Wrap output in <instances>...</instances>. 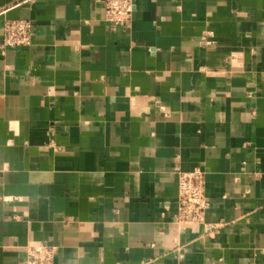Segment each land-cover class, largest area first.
Wrapping results in <instances>:
<instances>
[{
    "label": "crops",
    "instance_id": "1",
    "mask_svg": "<svg viewBox=\"0 0 264 264\" xmlns=\"http://www.w3.org/2000/svg\"><path fill=\"white\" fill-rule=\"evenodd\" d=\"M0 0V264H264V0ZM210 207L176 223L177 173Z\"/></svg>",
    "mask_w": 264,
    "mask_h": 264
},
{
    "label": "built area",
    "instance_id": "2",
    "mask_svg": "<svg viewBox=\"0 0 264 264\" xmlns=\"http://www.w3.org/2000/svg\"><path fill=\"white\" fill-rule=\"evenodd\" d=\"M104 20L111 27L128 26L135 9L133 0H102ZM2 50L30 46L32 23L26 19L7 20L3 25ZM176 223L201 222L210 207L205 174L200 170L177 173ZM54 250L48 246L33 249L26 264H52Z\"/></svg>",
    "mask_w": 264,
    "mask_h": 264
}]
</instances>
